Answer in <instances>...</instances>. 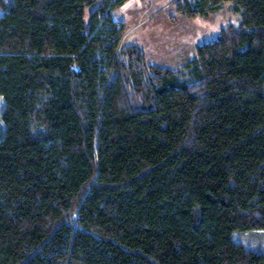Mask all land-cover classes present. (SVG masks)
Listing matches in <instances>:
<instances>
[{"label": "trees", "instance_id": "16d2710c", "mask_svg": "<svg viewBox=\"0 0 264 264\" xmlns=\"http://www.w3.org/2000/svg\"><path fill=\"white\" fill-rule=\"evenodd\" d=\"M128 1L0 0V264H264V0H171L241 15L178 67Z\"/></svg>", "mask_w": 264, "mask_h": 264}, {"label": "rangeland", "instance_id": "374dc122", "mask_svg": "<svg viewBox=\"0 0 264 264\" xmlns=\"http://www.w3.org/2000/svg\"><path fill=\"white\" fill-rule=\"evenodd\" d=\"M114 17L125 24L126 42L140 45L147 61L167 67H178L194 54L197 45L214 39L226 25H238L241 19L229 1L206 17L187 18L175 10L171 0H129ZM2 108L0 96V137ZM231 238L264 252V229L233 230Z\"/></svg>", "mask_w": 264, "mask_h": 264}]
</instances>
